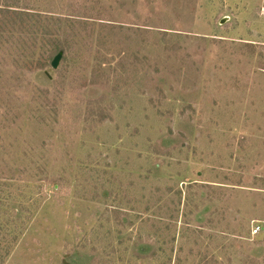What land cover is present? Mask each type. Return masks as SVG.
Wrapping results in <instances>:
<instances>
[{"label":"rangeland","instance_id":"374dc122","mask_svg":"<svg viewBox=\"0 0 264 264\" xmlns=\"http://www.w3.org/2000/svg\"><path fill=\"white\" fill-rule=\"evenodd\" d=\"M7 1L0 264H264V0Z\"/></svg>","mask_w":264,"mask_h":264},{"label":"trees","instance_id":"16d2710c","mask_svg":"<svg viewBox=\"0 0 264 264\" xmlns=\"http://www.w3.org/2000/svg\"><path fill=\"white\" fill-rule=\"evenodd\" d=\"M11 5H12L11 2L7 1L4 5L5 8L0 9L1 10L0 11L1 12L0 24L3 26L8 25V23H9L8 20L6 19L7 14H12V17L19 14L18 11L12 10L13 7ZM15 8H18V7H15ZM10 11H12V12H10ZM14 12H16V13H14ZM20 14H24V12H22ZM19 22L22 23L23 25L25 24V21L22 19L19 20ZM32 27H34V28H31V27L30 28H31V33H32L34 39H38V37H41V42L45 41V40L48 42V39L55 37L53 34H51L49 32V30H45V28L43 29L45 31H42L38 27L37 24H33ZM0 31L2 32L3 30H0ZM41 42L39 43L40 45H41ZM32 47H34L36 51L38 50L36 44L33 45ZM41 48H43L42 45H41ZM67 52H68L67 47L64 46L63 44L53 45L52 47L49 48V50H46L45 52H41V54H38V56H37V63L39 65V69H44L45 67H47L49 65L52 66V62H53L54 58L59 53H62V59L61 60L65 61Z\"/></svg>","mask_w":264,"mask_h":264},{"label":"water","instance_id":"95a60500","mask_svg":"<svg viewBox=\"0 0 264 264\" xmlns=\"http://www.w3.org/2000/svg\"><path fill=\"white\" fill-rule=\"evenodd\" d=\"M227 20H228V18H224V19L221 21V23L224 24ZM61 59H62V53H59V54L54 58V60H53V62H52V67H53L54 69H57V68L59 67Z\"/></svg>","mask_w":264,"mask_h":264},{"label":"built area","instance_id":"2783aa9c","mask_svg":"<svg viewBox=\"0 0 264 264\" xmlns=\"http://www.w3.org/2000/svg\"><path fill=\"white\" fill-rule=\"evenodd\" d=\"M260 230H261V228L258 226L256 228H254L253 233L257 234Z\"/></svg>","mask_w":264,"mask_h":264}]
</instances>
